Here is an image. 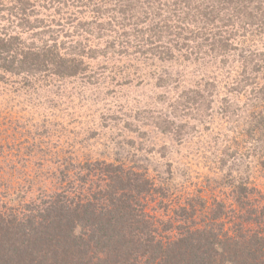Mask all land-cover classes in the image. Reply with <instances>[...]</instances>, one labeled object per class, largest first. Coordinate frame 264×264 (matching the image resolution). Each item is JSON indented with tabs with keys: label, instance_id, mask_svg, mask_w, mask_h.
I'll return each mask as SVG.
<instances>
[{
	"label": "rangeland",
	"instance_id": "obj_1",
	"mask_svg": "<svg viewBox=\"0 0 264 264\" xmlns=\"http://www.w3.org/2000/svg\"><path fill=\"white\" fill-rule=\"evenodd\" d=\"M6 1L12 3L0 10V29L26 43L103 48L104 38L87 36L79 27L85 17L94 19L93 5L69 1L57 10L50 0H30L35 4L30 10ZM241 34L234 39L241 53L264 47V34ZM239 51L225 62L94 52L77 77L0 79V202L13 207L18 198L42 202L55 191L58 169L89 160L122 162L154 180L165 197L149 202L146 211L159 218L171 216L188 199L197 207L196 197L207 207L213 201L230 206V183L240 181L253 190L248 204L264 207V159L246 133L252 92L264 91V69L238 93ZM203 88L205 102L192 104L195 91ZM26 177L29 187L21 181Z\"/></svg>",
	"mask_w": 264,
	"mask_h": 264
},
{
	"label": "trees",
	"instance_id": "obj_2",
	"mask_svg": "<svg viewBox=\"0 0 264 264\" xmlns=\"http://www.w3.org/2000/svg\"><path fill=\"white\" fill-rule=\"evenodd\" d=\"M69 1L81 7L93 5L94 19L85 17L79 27L87 36L104 38L103 48L86 50L79 44L61 50L54 42L26 43L2 28L0 79L7 75L29 79L37 74L77 77L86 72L84 60L94 59V52L100 56L131 52L160 61L177 55L220 57L225 62L231 52L239 51L234 45L239 34H264V0H100L97 4L50 0V4L59 10ZM14 2L20 9L35 8L30 0ZM5 3L12 2L0 0L1 11ZM260 50L239 51L238 93L264 69V47ZM203 92L206 88L195 91L192 104L205 102ZM252 94L246 133L255 153L264 159V91ZM58 170L53 174L55 191L48 192L44 201L29 204L18 198V207L0 202V264H264V207L248 204L253 190L241 181L230 183L234 202L230 206L213 201L207 207L196 197L197 207L185 200L164 219L146 211L149 202L165 197L163 188L122 162L88 160ZM21 181L29 187L28 177Z\"/></svg>",
	"mask_w": 264,
	"mask_h": 264
}]
</instances>
